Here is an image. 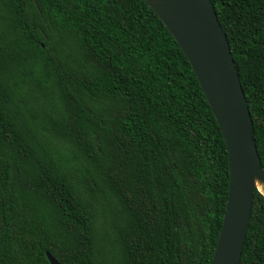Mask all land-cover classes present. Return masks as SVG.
Listing matches in <instances>:
<instances>
[{
    "label": "trees",
    "instance_id": "16d2710c",
    "mask_svg": "<svg viewBox=\"0 0 264 264\" xmlns=\"http://www.w3.org/2000/svg\"><path fill=\"white\" fill-rule=\"evenodd\" d=\"M264 169V0H211ZM226 143L145 0H0V264H212ZM241 264H264L257 190Z\"/></svg>",
    "mask_w": 264,
    "mask_h": 264
},
{
    "label": "water",
    "instance_id": "95a60500",
    "mask_svg": "<svg viewBox=\"0 0 264 264\" xmlns=\"http://www.w3.org/2000/svg\"><path fill=\"white\" fill-rule=\"evenodd\" d=\"M188 59L224 137L229 162L226 214L212 264H241L256 182L264 169L229 41L211 0H145ZM264 196V195H263ZM51 264H60L47 253Z\"/></svg>",
    "mask_w": 264,
    "mask_h": 264
},
{
    "label": "bare ground",
    "instance_id": "6f19581e",
    "mask_svg": "<svg viewBox=\"0 0 264 264\" xmlns=\"http://www.w3.org/2000/svg\"><path fill=\"white\" fill-rule=\"evenodd\" d=\"M256 186H257L258 190L264 195V184L261 183L260 181H257Z\"/></svg>",
    "mask_w": 264,
    "mask_h": 264
}]
</instances>
